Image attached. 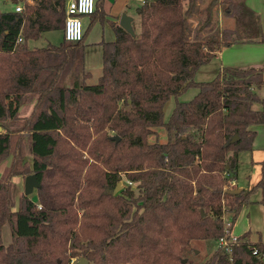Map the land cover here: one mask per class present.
<instances>
[{
	"label": "trees",
	"instance_id": "1",
	"mask_svg": "<svg viewBox=\"0 0 264 264\" xmlns=\"http://www.w3.org/2000/svg\"><path fill=\"white\" fill-rule=\"evenodd\" d=\"M10 1L22 11H0V125L23 126L0 131V163L12 157L11 174H35L40 186L38 203L24 194L13 210L10 176L0 180V264H190L182 261L191 242L228 240L251 194L264 190V176L236 195L227 188L239 153L252 149L251 126L264 124V64L223 67L208 82L194 75L224 47L264 42L259 15L245 0H212L205 9L202 0L145 2L139 33L112 24L116 40L101 44L102 74L90 84L84 39L28 45L64 28L67 0ZM104 4L97 0L93 22L105 18ZM218 4L234 27L213 28ZM196 15L204 19L193 27ZM192 87L198 93L165 121V104ZM29 98L36 103L22 118ZM158 127L169 139L150 144ZM122 177L135 186L114 194ZM229 247L203 264H264V243L249 232Z\"/></svg>",
	"mask_w": 264,
	"mask_h": 264
},
{
	"label": "rangeland",
	"instance_id": "2",
	"mask_svg": "<svg viewBox=\"0 0 264 264\" xmlns=\"http://www.w3.org/2000/svg\"><path fill=\"white\" fill-rule=\"evenodd\" d=\"M212 0H202L200 3V8L205 9L208 7L209 3ZM224 1V0H223ZM22 6L21 3L16 4ZM15 4H13L10 0H0V11H9L12 9H15ZM201 18L204 19V15H196L194 16L190 22L192 23L193 27H195L198 24V20ZM235 21L234 19H225L223 16L222 11V5L218 4L215 5L213 8V22L212 26L215 30H222L225 27H234ZM206 34V33H205ZM63 40V33L60 30H54L50 32L43 33L42 36L36 40L31 41L29 43L30 46H38L43 47L47 44L52 45H59ZM85 66V62H84ZM88 66V65H86ZM85 66V67H86ZM218 62L213 61L207 66H204L201 68L197 73L194 75V80H202L201 82H208L213 80L217 73H218ZM86 72V70H85ZM102 74V73H101ZM96 73L93 74L91 79H87V83H96ZM198 93V89L195 87L189 88L181 94L178 97H172L170 104H168V107L166 108V111L164 112V120L167 121L170 117L171 112L173 111V108L175 107L176 103L178 101H190L194 98V96ZM33 102L32 98L27 99L23 103V110L20 113V117L24 118L26 115V111L28 108V105ZM256 107V105H255ZM27 117V116H26ZM23 126V123L21 121H11L6 120L1 123L0 125V131H9L12 133H18L21 131ZM154 132L151 134L148 138V142L150 144L159 142V143H165L168 141L169 136L167 134V131L162 128H154ZM263 156V155H262ZM263 158V157H262ZM256 159V157L254 158ZM253 159V160H254ZM261 160V159H260ZM258 161L259 163L251 164L252 156H250L249 153L242 154L241 161H243V164L240 167L239 172V179L240 182H245V186H247L246 189L253 188L259 180L264 176V169L262 168L263 165L260 163L261 161ZM264 160V158L262 159ZM26 164H28V167H32V157L30 155H26L25 158ZM11 163H12V157L7 158L2 163H0V180H4L7 175L10 176V186H11V201L13 202V210H18L20 208V201L23 197L24 193V179L25 175H14L11 174ZM19 179L20 181L16 183V180ZM15 181V182H14ZM122 186L125 188L129 186V184L126 183V177H122ZM228 189L234 190L232 186V183L227 186ZM233 188V189H232ZM238 189V188H237ZM136 190V189H135ZM137 193V190L135 191ZM264 194L263 189H257L254 191L250 196V203L243 206L240 214L238 215L233 228L232 232L229 234V239L225 240L224 243L227 245H221L220 239L219 240H199V241H193L191 244L184 250V259L187 261H190V264H203L206 260H208L209 257L215 252V250L218 247H224L225 249L229 247L230 241L232 243L236 242L233 241L234 238H238L239 236H242L244 233L249 232V237L251 242L256 243L259 241H262L264 243V206L259 203L262 196ZM37 190L34 189L30 194L27 196L33 200L34 202L38 203L37 199ZM225 224L228 225L229 222V214L224 215ZM229 226V225H228ZM2 242L5 245H9L11 243V230L10 226L8 224H5L2 228ZM227 251V249H226ZM183 259V260H184ZM78 260L74 259L71 264H78ZM89 262V261H88ZM90 264V262H89Z\"/></svg>",
	"mask_w": 264,
	"mask_h": 264
},
{
	"label": "crops",
	"instance_id": "3",
	"mask_svg": "<svg viewBox=\"0 0 264 264\" xmlns=\"http://www.w3.org/2000/svg\"><path fill=\"white\" fill-rule=\"evenodd\" d=\"M149 1L151 0H105L104 6L107 14L105 15V18L103 20H97L96 22H93L92 17H85L83 19L85 31L90 28L89 31L87 32V35L84 38L85 66L88 65L85 67V70L89 74L88 79H91L93 74L96 73L95 78L97 79L96 80L97 82L99 77L101 76L102 68H103L101 44L103 42H113L116 40V33L114 31L112 24L115 23L120 25L121 16L125 14L132 19L131 25L133 27L134 33L135 34L139 33L140 16H139L138 8L145 2H149ZM245 4L249 9H251L256 14L259 15L262 36L264 39V0H245ZM60 31L63 33V29H61ZM63 40H64V33H63ZM31 41H36V40H30L28 42V45ZM48 45L49 44L43 47L29 45V47L31 49L44 48L47 47ZM213 61L218 62V68H217L218 72L223 67H227V66L242 67V68L262 66L264 64V42L234 44L230 47H224L216 54V56L209 63L201 66L199 70ZM263 78H264V74H263ZM94 81L90 84H94L95 83ZM201 81L202 80H196V82H201ZM257 92L258 95L262 99H264V87L259 89ZM171 99L165 104L164 112L166 111L168 104H170ZM35 103H36V99L33 98V102L30 103V105H28L27 110L24 111L26 112V115L24 117L29 116L32 113ZM254 108L259 109L261 108V105L256 104V107L254 106ZM22 110H23V106L20 109V113ZM251 129L256 132V137L254 138V141L252 143V149L248 151H242L238 155V160H239L238 178L235 181L231 182L232 186L236 189L241 188L242 190H247L246 189L247 186H245V182L242 183L240 182L239 179L240 167L243 164V161H241L242 154L249 153L250 156H252L251 164H254L255 162L259 163L258 161L260 159H261L260 163L264 161L262 160L264 158V124L253 125L251 126ZM255 157L256 159H254ZM19 181L20 180L17 179L16 183ZM37 199H38V195H37Z\"/></svg>",
	"mask_w": 264,
	"mask_h": 264
},
{
	"label": "built area",
	"instance_id": "4",
	"mask_svg": "<svg viewBox=\"0 0 264 264\" xmlns=\"http://www.w3.org/2000/svg\"><path fill=\"white\" fill-rule=\"evenodd\" d=\"M96 5L97 0H68L66 2V19L63 28L64 39L66 41L75 43L84 39L85 26L83 19L91 17L95 13ZM15 10L21 12L22 6L16 5ZM19 40L21 41V38ZM121 183L123 182L121 181ZM126 183L130 186H135L131 181L126 180ZM225 240L226 238H221L220 244L227 245L224 243ZM233 241H236V238ZM226 249L228 252H231L230 248L227 247Z\"/></svg>",
	"mask_w": 264,
	"mask_h": 264
},
{
	"label": "water",
	"instance_id": "5",
	"mask_svg": "<svg viewBox=\"0 0 264 264\" xmlns=\"http://www.w3.org/2000/svg\"><path fill=\"white\" fill-rule=\"evenodd\" d=\"M131 21H132V19L124 14L121 16L120 26L125 31H127L129 34L134 36L135 33H134L133 27L131 25ZM113 138L118 139V137H113ZM238 140H239L238 136H235L230 142L234 143ZM232 165H233V163H232ZM39 186H40V183L38 182V179H37L35 174H29L25 177V179H24V193H25V195L30 194L34 189H38ZM122 188H123L122 183L119 182L113 193L114 194L118 193ZM241 191H242L241 188L230 190V194L236 195V194H239ZM182 262L186 263L187 260L184 259ZM78 264H89V262L85 258H80Z\"/></svg>",
	"mask_w": 264,
	"mask_h": 264
}]
</instances>
